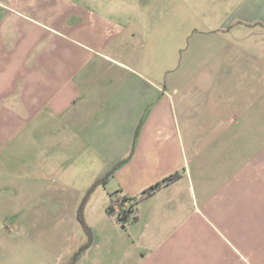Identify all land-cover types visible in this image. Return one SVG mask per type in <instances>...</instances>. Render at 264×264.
<instances>
[{
  "label": "crops",
  "instance_id": "obj_1",
  "mask_svg": "<svg viewBox=\"0 0 264 264\" xmlns=\"http://www.w3.org/2000/svg\"><path fill=\"white\" fill-rule=\"evenodd\" d=\"M0 264H264V0H0Z\"/></svg>",
  "mask_w": 264,
  "mask_h": 264
},
{
  "label": "trees",
  "instance_id": "obj_2",
  "mask_svg": "<svg viewBox=\"0 0 264 264\" xmlns=\"http://www.w3.org/2000/svg\"><path fill=\"white\" fill-rule=\"evenodd\" d=\"M112 174V173H111ZM110 176V175H109ZM107 176L105 179L100 181L98 184H103L108 179ZM178 179V176L169 177L168 179L164 180L162 183H158L155 186L151 187L149 190L143 193V195L140 197L138 201H142L151 195H153L155 192L160 190L162 187L168 186L172 183H174ZM133 201L132 199L123 197V198H116L111 205L108 208V212L112 217H115L117 221L123 225L128 224L129 222L136 219V203L130 205L129 207H125V204L128 202ZM118 214V216H116ZM81 223H83L82 220H80Z\"/></svg>",
  "mask_w": 264,
  "mask_h": 264
},
{
  "label": "rangeland",
  "instance_id": "obj_3",
  "mask_svg": "<svg viewBox=\"0 0 264 264\" xmlns=\"http://www.w3.org/2000/svg\"><path fill=\"white\" fill-rule=\"evenodd\" d=\"M35 206H36V205H34V206L30 205V207H29V209H28V212H29V211H33V209L36 208ZM32 208H33V209H32Z\"/></svg>",
  "mask_w": 264,
  "mask_h": 264
},
{
  "label": "built area",
  "instance_id": "obj_4",
  "mask_svg": "<svg viewBox=\"0 0 264 264\" xmlns=\"http://www.w3.org/2000/svg\"><path fill=\"white\" fill-rule=\"evenodd\" d=\"M116 216H118V214H116Z\"/></svg>",
  "mask_w": 264,
  "mask_h": 264
}]
</instances>
